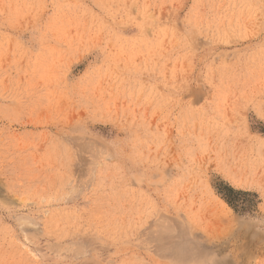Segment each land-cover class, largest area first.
Instances as JSON below:
<instances>
[{
    "label": "rangeland",
    "instance_id": "obj_1",
    "mask_svg": "<svg viewBox=\"0 0 264 264\" xmlns=\"http://www.w3.org/2000/svg\"><path fill=\"white\" fill-rule=\"evenodd\" d=\"M264 264V0H0V264Z\"/></svg>",
    "mask_w": 264,
    "mask_h": 264
},
{
    "label": "bare ground",
    "instance_id": "obj_2",
    "mask_svg": "<svg viewBox=\"0 0 264 264\" xmlns=\"http://www.w3.org/2000/svg\"><path fill=\"white\" fill-rule=\"evenodd\" d=\"M163 264V263H162ZM171 264V263H170ZM172 264H174V263H172Z\"/></svg>",
    "mask_w": 264,
    "mask_h": 264
}]
</instances>
